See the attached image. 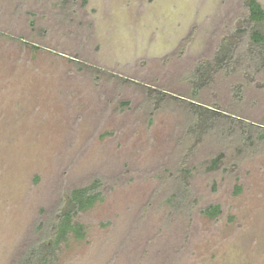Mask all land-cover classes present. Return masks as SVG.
<instances>
[{
    "label": "rangeland",
    "instance_id": "374dc122",
    "mask_svg": "<svg viewBox=\"0 0 264 264\" xmlns=\"http://www.w3.org/2000/svg\"><path fill=\"white\" fill-rule=\"evenodd\" d=\"M247 17L245 0H0V264L97 179L58 264H264V58ZM224 41L244 57L200 87ZM195 105L221 115L209 133Z\"/></svg>",
    "mask_w": 264,
    "mask_h": 264
},
{
    "label": "trees",
    "instance_id": "16d2710c",
    "mask_svg": "<svg viewBox=\"0 0 264 264\" xmlns=\"http://www.w3.org/2000/svg\"><path fill=\"white\" fill-rule=\"evenodd\" d=\"M245 5L248 11L247 20L253 27L251 33V51L257 54L258 57L264 58V5L259 0H245ZM32 48L38 49L39 47L32 45ZM237 49L232 42L224 41L210 62H207V64L205 62L199 63L193 75L198 85L204 87L209 84L218 69L225 68L232 71L231 63L234 60L240 59V57L241 59L244 57L237 53ZM214 65L217 67V70L215 68L214 70L212 69ZM127 105L128 103L123 104V106ZM192 115L195 118V130H201L203 134L211 131V125L208 123L212 124L215 120L214 116H221L218 115L217 111L200 105L194 106ZM260 137L264 138V134ZM222 159L223 155L214 158L210 168L212 170L217 169ZM100 187L101 182L97 179L86 187L72 190L60 211L52 219L45 236L33 243L26 250L18 264H58L62 243L67 241L72 234L77 238L85 236V226L77 222L76 217L91 209L97 202L102 200ZM182 188L185 189L186 185H182ZM202 214L215 219L221 214V207L219 205H211L202 210ZM43 225L41 223L40 227Z\"/></svg>",
    "mask_w": 264,
    "mask_h": 264
}]
</instances>
